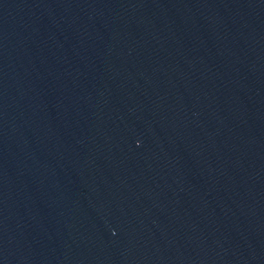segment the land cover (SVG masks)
Wrapping results in <instances>:
<instances>
[{"label":"water","instance_id":"water-1","mask_svg":"<svg viewBox=\"0 0 264 264\" xmlns=\"http://www.w3.org/2000/svg\"><path fill=\"white\" fill-rule=\"evenodd\" d=\"M0 264H264V0H0Z\"/></svg>","mask_w":264,"mask_h":264}]
</instances>
